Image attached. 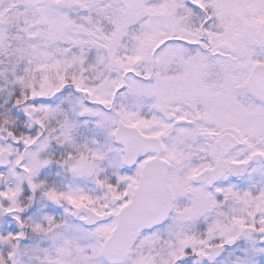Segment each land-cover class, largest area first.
<instances>
[{
    "label": "snow or ice",
    "instance_id": "snow-or-ice-1",
    "mask_svg": "<svg viewBox=\"0 0 264 264\" xmlns=\"http://www.w3.org/2000/svg\"><path fill=\"white\" fill-rule=\"evenodd\" d=\"M0 264H264V0H0Z\"/></svg>",
    "mask_w": 264,
    "mask_h": 264
}]
</instances>
